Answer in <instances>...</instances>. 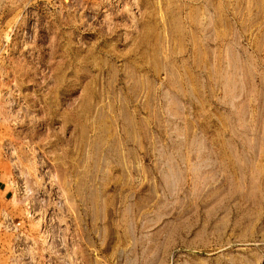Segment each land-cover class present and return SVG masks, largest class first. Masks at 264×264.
<instances>
[{
	"label": "rangeland",
	"instance_id": "rangeland-1",
	"mask_svg": "<svg viewBox=\"0 0 264 264\" xmlns=\"http://www.w3.org/2000/svg\"><path fill=\"white\" fill-rule=\"evenodd\" d=\"M0 169V264H264V0H0Z\"/></svg>",
	"mask_w": 264,
	"mask_h": 264
},
{
	"label": "built area",
	"instance_id": "built-area-1",
	"mask_svg": "<svg viewBox=\"0 0 264 264\" xmlns=\"http://www.w3.org/2000/svg\"><path fill=\"white\" fill-rule=\"evenodd\" d=\"M30 217H31V214L27 216L26 220H28ZM0 225H1L0 226L1 232L4 230L15 232L19 234L18 241L20 244L25 245V247L27 248L32 247L33 240L28 239V238L26 240V239H23L22 237L26 233V231H28V225H29L28 222L24 221V219H22V221L20 220L14 221L11 215L2 211L0 212ZM19 243H17L16 245H19Z\"/></svg>",
	"mask_w": 264,
	"mask_h": 264
},
{
	"label": "crops",
	"instance_id": "crops-1",
	"mask_svg": "<svg viewBox=\"0 0 264 264\" xmlns=\"http://www.w3.org/2000/svg\"><path fill=\"white\" fill-rule=\"evenodd\" d=\"M10 190L5 182L4 173L0 169V211L3 210L10 199Z\"/></svg>",
	"mask_w": 264,
	"mask_h": 264
},
{
	"label": "bare ground",
	"instance_id": "bare-ground-1",
	"mask_svg": "<svg viewBox=\"0 0 264 264\" xmlns=\"http://www.w3.org/2000/svg\"><path fill=\"white\" fill-rule=\"evenodd\" d=\"M219 157H220V159H222V160H226V161H227L228 154H226L225 152H224V153H220V154H219Z\"/></svg>",
	"mask_w": 264,
	"mask_h": 264
}]
</instances>
